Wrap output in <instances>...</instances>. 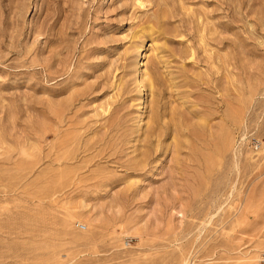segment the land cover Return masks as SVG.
<instances>
[{
	"label": "rangeland",
	"instance_id": "374dc122",
	"mask_svg": "<svg viewBox=\"0 0 264 264\" xmlns=\"http://www.w3.org/2000/svg\"><path fill=\"white\" fill-rule=\"evenodd\" d=\"M188 262L264 264V0H0V264Z\"/></svg>",
	"mask_w": 264,
	"mask_h": 264
},
{
	"label": "built area",
	"instance_id": "2783aa9c",
	"mask_svg": "<svg viewBox=\"0 0 264 264\" xmlns=\"http://www.w3.org/2000/svg\"><path fill=\"white\" fill-rule=\"evenodd\" d=\"M77 228H78L79 230H85L84 227L81 226V225H80V226L78 225ZM205 264H207V263H205Z\"/></svg>",
	"mask_w": 264,
	"mask_h": 264
},
{
	"label": "bare ground",
	"instance_id": "6f19581e",
	"mask_svg": "<svg viewBox=\"0 0 264 264\" xmlns=\"http://www.w3.org/2000/svg\"><path fill=\"white\" fill-rule=\"evenodd\" d=\"M188 264H189V262H188Z\"/></svg>",
	"mask_w": 264,
	"mask_h": 264
}]
</instances>
